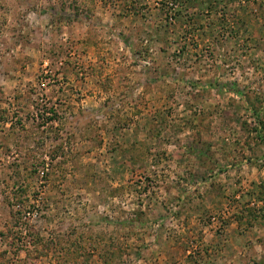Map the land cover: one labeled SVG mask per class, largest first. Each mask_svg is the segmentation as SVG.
Listing matches in <instances>:
<instances>
[{"label": "rangeland", "instance_id": "1", "mask_svg": "<svg viewBox=\"0 0 264 264\" xmlns=\"http://www.w3.org/2000/svg\"><path fill=\"white\" fill-rule=\"evenodd\" d=\"M0 264H264V0H0Z\"/></svg>", "mask_w": 264, "mask_h": 264}]
</instances>
